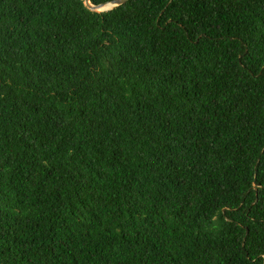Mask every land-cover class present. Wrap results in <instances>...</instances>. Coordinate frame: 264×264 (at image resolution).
I'll return each mask as SVG.
<instances>
[{
	"label": "trees",
	"instance_id": "1",
	"mask_svg": "<svg viewBox=\"0 0 264 264\" xmlns=\"http://www.w3.org/2000/svg\"><path fill=\"white\" fill-rule=\"evenodd\" d=\"M0 264H264V0H0Z\"/></svg>",
	"mask_w": 264,
	"mask_h": 264
},
{
	"label": "water",
	"instance_id": "2",
	"mask_svg": "<svg viewBox=\"0 0 264 264\" xmlns=\"http://www.w3.org/2000/svg\"><path fill=\"white\" fill-rule=\"evenodd\" d=\"M129 0H113L109 3L93 6L90 3V0H84L85 6L92 12L101 13V12H107L114 10L118 7H121L122 5L126 4Z\"/></svg>",
	"mask_w": 264,
	"mask_h": 264
}]
</instances>
